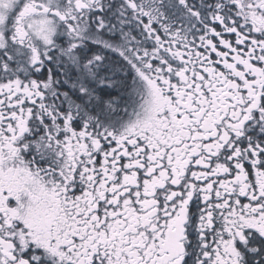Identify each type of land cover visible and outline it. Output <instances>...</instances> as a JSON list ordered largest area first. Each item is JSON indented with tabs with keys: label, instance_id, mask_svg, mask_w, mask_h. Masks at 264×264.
I'll return each instance as SVG.
<instances>
[{
	"label": "snow or ice",
	"instance_id": "obj_1",
	"mask_svg": "<svg viewBox=\"0 0 264 264\" xmlns=\"http://www.w3.org/2000/svg\"><path fill=\"white\" fill-rule=\"evenodd\" d=\"M0 264H264V0H0Z\"/></svg>",
	"mask_w": 264,
	"mask_h": 264
},
{
	"label": "flooded vegetation",
	"instance_id": "obj_2",
	"mask_svg": "<svg viewBox=\"0 0 264 264\" xmlns=\"http://www.w3.org/2000/svg\"><path fill=\"white\" fill-rule=\"evenodd\" d=\"M113 58H115V57H113Z\"/></svg>",
	"mask_w": 264,
	"mask_h": 264
}]
</instances>
